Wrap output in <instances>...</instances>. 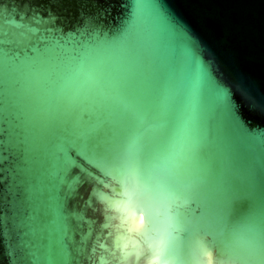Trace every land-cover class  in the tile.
Returning <instances> with one entry per match:
<instances>
[{
	"label": "water",
	"instance_id": "95a60500",
	"mask_svg": "<svg viewBox=\"0 0 264 264\" xmlns=\"http://www.w3.org/2000/svg\"><path fill=\"white\" fill-rule=\"evenodd\" d=\"M89 80L125 127L194 145L180 179L195 196L101 170L107 203L87 187L65 201L57 174L86 164L60 136L57 97ZM0 196L20 213L0 264H264V0H0Z\"/></svg>",
	"mask_w": 264,
	"mask_h": 264
},
{
	"label": "snow or ice",
	"instance_id": "6c2138e0",
	"mask_svg": "<svg viewBox=\"0 0 264 264\" xmlns=\"http://www.w3.org/2000/svg\"><path fill=\"white\" fill-rule=\"evenodd\" d=\"M86 31V30H85ZM230 38L241 34L239 27L233 25L229 29ZM87 86L79 88L61 89L58 93V103L62 106L63 120L61 122V135L77 151L80 158L85 162V167L78 168V174L70 175L69 165L65 163L62 171L64 175L57 174L61 186L66 185L69 200L73 193L80 188L87 187L90 195L88 203L107 201L104 195L94 187L96 176L102 170L105 173L119 171L121 174L134 178L138 184L157 188L168 193L176 200L187 195L195 196L196 186L191 183H183L180 179V169L190 156H194V145H190L183 136L168 137L165 139H145L139 129L125 127L115 116L112 109L114 101L89 80ZM218 101L230 111L234 109L228 99L226 88H217ZM85 116L89 119L85 120ZM8 131L7 128L2 129ZM73 167H75L73 165ZM5 205H9L5 208ZM242 206H248L245 200ZM179 204L175 212L179 215ZM0 239L10 235L19 229L16 223L19 216V208L14 201H9L6 196H0ZM65 204H56L58 220L67 225L70 217L64 214ZM142 211L148 216L149 223L152 221V208L146 205ZM235 212L234 204L228 217L230 224ZM141 223L144 217H141ZM139 227V225H137ZM185 227V225H184ZM208 246L217 249L216 241L211 235L205 236ZM23 248L13 251V257L21 254ZM80 255L85 256L87 249L79 250ZM218 257L220 252L217 249ZM239 259H254L256 251L252 249L247 255L237 257Z\"/></svg>",
	"mask_w": 264,
	"mask_h": 264
},
{
	"label": "clouds",
	"instance_id": "9594fccd",
	"mask_svg": "<svg viewBox=\"0 0 264 264\" xmlns=\"http://www.w3.org/2000/svg\"><path fill=\"white\" fill-rule=\"evenodd\" d=\"M209 264H212L211 260H209ZM219 264H223V261H220Z\"/></svg>",
	"mask_w": 264,
	"mask_h": 264
}]
</instances>
